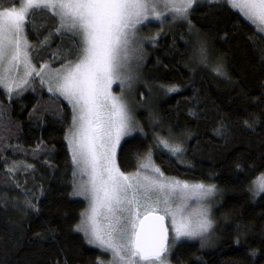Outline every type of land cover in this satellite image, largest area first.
<instances>
[{
    "label": "trees",
    "instance_id": "1",
    "mask_svg": "<svg viewBox=\"0 0 264 264\" xmlns=\"http://www.w3.org/2000/svg\"><path fill=\"white\" fill-rule=\"evenodd\" d=\"M59 29L53 11L38 10L27 25L33 59L74 60L80 40ZM143 30L155 37L147 35L135 90L139 131L120 145V170L136 172L151 159L166 176L219 190L212 238L179 243L174 264H264V194L253 191L264 173V33L225 0ZM39 93L9 99L0 89L8 124L5 140L0 133V264H105L107 254L77 231L87 202L76 195L67 141L73 109Z\"/></svg>",
    "mask_w": 264,
    "mask_h": 264
},
{
    "label": "snow or ice",
    "instance_id": "2",
    "mask_svg": "<svg viewBox=\"0 0 264 264\" xmlns=\"http://www.w3.org/2000/svg\"><path fill=\"white\" fill-rule=\"evenodd\" d=\"M193 2L183 0L177 5L174 0H13V5L5 7L0 0V59L7 55H11L13 60L19 57L20 34L38 10H53L59 27L80 38L74 60L70 61L72 66H65V74L59 78L55 90L73 109V127L69 133L73 161L83 164L82 173L90 176L91 188L83 191L91 194V214L77 231L90 236V244L112 253L109 264H165L168 251L165 217L170 218L175 233L173 242L181 237L199 236L211 227L207 219L193 222L191 215L184 214L183 206L177 205L173 209L170 201L177 189L188 190L191 187L202 195H209L213 193L214 185L190 186L175 178L150 179L143 185L139 182L133 184L128 176L113 167L115 147L121 136L128 132L130 117L126 105L112 96L109 88L122 67V60L127 58L129 30L149 19V13L160 19L157 6L161 3L183 16ZM226 2L257 24V31L264 30L259 27L264 25V0ZM131 35L134 36L135 32ZM199 55L201 62H205L206 48L201 46ZM214 70L223 74L219 66ZM161 142L165 147L169 146L167 141ZM170 150L180 152L181 148L174 146ZM155 172L163 178L159 168H155ZM254 184L255 191L264 192V175L258 177ZM176 199L182 201L184 197L181 195ZM161 205L164 206L162 209ZM99 208H106L114 217L106 230L97 227ZM161 211L163 215L158 214ZM201 216H206V213H201Z\"/></svg>",
    "mask_w": 264,
    "mask_h": 264
},
{
    "label": "rangeland",
    "instance_id": "3",
    "mask_svg": "<svg viewBox=\"0 0 264 264\" xmlns=\"http://www.w3.org/2000/svg\"><path fill=\"white\" fill-rule=\"evenodd\" d=\"M209 1H217V0H194L192 7L189 8L187 10V13H185L183 16L173 11L171 7H165L164 4L161 3L157 6V13L160 15V19L153 18L152 14L149 13V19L143 21L140 24H137L135 29L129 30L130 43L127 46V52H126L127 58L122 60V67L118 70L117 76L116 78H114L113 83L110 85L109 88L111 95L118 97L119 100L126 105V110L128 116L130 117L128 132L125 135L121 136L119 143L116 145L114 150L113 167L118 168L120 172L122 171L119 168L118 160H117V155L120 145L125 139H127L128 137L132 136L134 133L139 131V125L135 120V110L137 107L135 90L141 85L142 82V78L140 79V75L142 77V68L144 66V61L147 55L146 43H147V39H151L147 35H151V37L153 38L155 37L153 35L154 33H149V32L147 33V31H144L143 28L152 23L154 24V23L166 22L167 24H169V23H173L174 21L186 19L196 5ZM174 2L177 5H180L183 2V0H174ZM237 2L242 3L243 0H237ZM233 8L236 11L240 12L241 15L248 22H250L251 24L257 27V24L247 19L240 9L235 7ZM259 27L261 29H264V25H259ZM261 31L264 33V30ZM59 32L72 35L70 31H66L65 29H61V28L59 29ZM132 32H135L134 36L131 35ZM77 38L80 40L79 37ZM20 39H21V51L19 57L13 60L11 59V55H7L3 59H0V89L4 91V93L7 95L9 99L15 96L24 95L29 92L37 96L38 91H40L42 93L46 92L52 95L51 97H60L68 103V101L64 98V96L60 95V93L55 90V87L59 78L63 74H65L66 71L65 66L67 65L68 67H71L72 65L68 63L65 65L63 64L61 66H57L50 62H47L51 60L47 59V56L45 58L42 52L40 53L39 56L36 55L35 58L33 59L31 53V51L33 50V44L29 39L27 33V26L20 34ZM153 41L155 40L153 39ZM36 57L37 58L41 57V59L39 61H36ZM33 69H35V71H33ZM45 104L47 103L45 102ZM7 128H8L7 122L3 123V121H0V133L2 132L1 134L3 139L6 138L4 132L7 131L6 130ZM69 133L70 130L68 132L67 141L73 160V152L71 150V145L69 143V138H70ZM73 163L76 172V186H75L76 195L79 198H83L87 202V210L80 224V227H83L84 225L82 224V222L85 221L87 219V216L91 214L90 212L91 194L90 192L83 191L84 188H88V189L91 188V184L89 183L90 176L88 174L82 173V168L84 167L83 164L78 165L74 161ZM143 165H147V167H140V169L137 170L136 172L124 173V175L128 176L133 184L139 182V184L141 185L146 184L147 180L150 179L162 180L166 178H174V177L166 176L165 174L163 178L159 177V174L155 172V168H158V166H156L151 159H147V162H145ZM88 172L89 173L91 172L90 168L88 169ZM137 173H139L138 176ZM261 175H264V173ZM175 180L178 179L175 178ZM181 182L187 183L190 186L195 184H201V183H191L185 181H181ZM205 186H211V185H205ZM255 188L256 186L253 183L254 193L256 195L264 194V192L255 191ZM140 191L142 192L143 188H141ZM129 195H131V193H129ZM172 195H173V200L170 201V203L173 209H175L177 205H181L184 207V214L191 215L193 222L200 219H207L208 221L211 222V227L206 232H203L199 236H195L192 238L181 237L173 242V237L175 236V233L172 230L170 218L166 217L171 237L169 239L168 251L166 253L167 260L165 264H174L171 260V256L175 248L179 245V243L183 241H199V242L210 241V239L213 236V233L215 232L214 231L215 222L213 218V212H214L215 204L219 198L220 192L218 189L214 188L212 194L202 195L201 193L192 190L190 187L188 190L177 189V191ZM181 195L184 197L182 201L176 199L177 196H181ZM160 207L162 209L164 206L161 205ZM201 213H206V216H201ZM126 214L127 213H117V215H126ZM158 214L163 215V212L161 211ZM177 218L179 219V216ZM112 219H114V217L112 216L111 213L107 211L106 208L98 209V214L96 216L97 227H99L102 230H106L109 221ZM88 226L91 227L90 224ZM81 232L85 235L84 231ZM86 238L87 240H89L90 236H86ZM91 245L95 248L100 249L105 254H107L108 259L105 262V264H109V262L112 261V253L110 251H104L98 245H94V244Z\"/></svg>",
    "mask_w": 264,
    "mask_h": 264
},
{
    "label": "water",
    "instance_id": "4",
    "mask_svg": "<svg viewBox=\"0 0 264 264\" xmlns=\"http://www.w3.org/2000/svg\"><path fill=\"white\" fill-rule=\"evenodd\" d=\"M161 215V214H160ZM164 225L165 227H167L168 229V232H167V237H168V240H167V246H168V243H169V239H170V231H169V228H168V224H167V219L165 217V220H164Z\"/></svg>",
    "mask_w": 264,
    "mask_h": 264
},
{
    "label": "bare ground",
    "instance_id": "5",
    "mask_svg": "<svg viewBox=\"0 0 264 264\" xmlns=\"http://www.w3.org/2000/svg\"><path fill=\"white\" fill-rule=\"evenodd\" d=\"M171 237V236H170ZM168 245H169V243H168Z\"/></svg>",
    "mask_w": 264,
    "mask_h": 264
}]
</instances>
